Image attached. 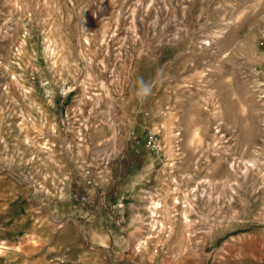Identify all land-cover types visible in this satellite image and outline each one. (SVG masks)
Instances as JSON below:
<instances>
[{"label": "rangeland", "instance_id": "rangeland-1", "mask_svg": "<svg viewBox=\"0 0 264 264\" xmlns=\"http://www.w3.org/2000/svg\"><path fill=\"white\" fill-rule=\"evenodd\" d=\"M0 245L264 264V0H0Z\"/></svg>", "mask_w": 264, "mask_h": 264}, {"label": "crops", "instance_id": "crops-1", "mask_svg": "<svg viewBox=\"0 0 264 264\" xmlns=\"http://www.w3.org/2000/svg\"><path fill=\"white\" fill-rule=\"evenodd\" d=\"M73 220V219H72ZM63 229L64 230H62V231H64V234H67V233H70V234H72V233H74V232H78V222H77V220L76 219H74V221H72V223H69V225L68 224H65L64 226H63ZM72 230H73V232H72ZM62 233V232H61ZM75 233V235L73 236V238L72 237H70V238H68V239H64L63 241L61 240V248H64V249H66V248H70V246H72V242H73V240L74 241H76V239L78 238V233L76 234ZM67 236V235H66ZM71 244V245H70ZM69 245V246H68ZM75 246H77V244H75ZM6 250V249H5ZM29 251H41V250H39V249H37L36 247H29ZM16 252V251H15ZM75 253H78L77 251L75 252ZM16 254H17V252H16ZM45 258L43 257V258H40V257H38L37 259H35V264H43V262L45 261L44 260ZM77 261H78V257H77ZM48 262V261H47Z\"/></svg>", "mask_w": 264, "mask_h": 264}, {"label": "built area", "instance_id": "built-area-1", "mask_svg": "<svg viewBox=\"0 0 264 264\" xmlns=\"http://www.w3.org/2000/svg\"><path fill=\"white\" fill-rule=\"evenodd\" d=\"M144 147L146 150H156L157 149V137L155 133L150 131L146 134V140H145ZM89 175H90V172L86 170L84 172V179L87 185H91V181L89 180ZM50 264H67V262L64 256L58 255L50 259Z\"/></svg>", "mask_w": 264, "mask_h": 264}, {"label": "clouds", "instance_id": "clouds-1", "mask_svg": "<svg viewBox=\"0 0 264 264\" xmlns=\"http://www.w3.org/2000/svg\"><path fill=\"white\" fill-rule=\"evenodd\" d=\"M153 84L150 81H146L143 77H139L137 80V88L135 95L140 102L146 100L152 94Z\"/></svg>", "mask_w": 264, "mask_h": 264}, {"label": "bare ground", "instance_id": "bare-ground-1", "mask_svg": "<svg viewBox=\"0 0 264 264\" xmlns=\"http://www.w3.org/2000/svg\"><path fill=\"white\" fill-rule=\"evenodd\" d=\"M114 131H115V130H114ZM0 249H5V248H3V246L0 245Z\"/></svg>", "mask_w": 264, "mask_h": 264}]
</instances>
